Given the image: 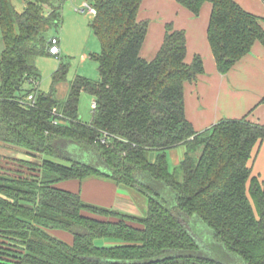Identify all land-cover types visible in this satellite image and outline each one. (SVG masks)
<instances>
[{
  "label": "trees",
  "instance_id": "1",
  "mask_svg": "<svg viewBox=\"0 0 264 264\" xmlns=\"http://www.w3.org/2000/svg\"><path fill=\"white\" fill-rule=\"evenodd\" d=\"M24 1L18 12L13 0H0V144L32 157H0V264H264V187L249 165L264 126L244 118L194 129L185 84L204 64L199 55L186 63L185 32L167 25L146 61L143 0H95L100 79L78 76L61 103L56 87L69 66L43 93L31 62L53 56L48 34L62 25L61 0ZM176 1L195 17L212 5L208 41L221 74L264 44V19L236 0ZM83 92L96 103L90 123L79 114ZM181 146L187 153L172 170L167 154ZM92 178L146 197L147 215L94 206L58 187Z\"/></svg>",
  "mask_w": 264,
  "mask_h": 264
},
{
  "label": "crops",
  "instance_id": "2",
  "mask_svg": "<svg viewBox=\"0 0 264 264\" xmlns=\"http://www.w3.org/2000/svg\"><path fill=\"white\" fill-rule=\"evenodd\" d=\"M236 2L245 11L264 19V0ZM211 13L210 3L205 4L200 15L195 17L176 0H143L138 20L148 21L149 29L140 55L146 61L156 58L163 45L167 25L184 31L187 40L186 63L190 65L194 57L199 55L204 64V74L196 82L185 84L186 118L194 129L200 133L223 120L244 118L264 126V44H254L251 52L230 72L221 74L208 41ZM0 149L6 153H15V156L4 154L1 158L32 160L31 156L20 149L3 144H0ZM186 153L185 146L169 151L167 157L170 168L171 163L173 166L179 165ZM249 165L253 177L264 187V140L256 145ZM58 187L79 194L84 202L94 206L133 216L140 214L135 193L119 188L108 180H69L60 182ZM53 234L69 244L73 242V237L68 233L54 231Z\"/></svg>",
  "mask_w": 264,
  "mask_h": 264
},
{
  "label": "rangeland",
  "instance_id": "3",
  "mask_svg": "<svg viewBox=\"0 0 264 264\" xmlns=\"http://www.w3.org/2000/svg\"><path fill=\"white\" fill-rule=\"evenodd\" d=\"M62 3V25L58 29L52 30L48 36L59 39L60 54L55 56H40L33 58L31 62L40 72V82L38 90L43 93H49L53 86V76L61 64L69 66V72L66 80L56 87V98L64 103L69 95L72 82L78 77H85L92 81L100 79L99 64L92 59V55L101 53V43L92 31L90 25L94 16L84 10L85 4L94 6L95 0H61ZM13 5L18 12L25 8L24 0H13ZM84 10V11H83ZM3 50V43L0 36V55ZM1 87V82H0ZM34 86L28 84L25 89H32ZM94 97L83 92L80 97L79 114L85 123H90L93 118ZM15 156L14 152L6 153L0 149V156ZM156 154H150V161L155 162ZM173 166L171 169L178 167ZM136 202L140 207L138 217L147 215V198L141 194L135 193Z\"/></svg>",
  "mask_w": 264,
  "mask_h": 264
},
{
  "label": "built area",
  "instance_id": "4",
  "mask_svg": "<svg viewBox=\"0 0 264 264\" xmlns=\"http://www.w3.org/2000/svg\"><path fill=\"white\" fill-rule=\"evenodd\" d=\"M88 8V12L93 15L96 16L97 11L93 6H88L87 4H85V8L84 10H86ZM83 10V11H84ZM49 53L53 56H58L60 54V48H59V39L56 37H52L50 40V48H49ZM30 100H33V97L29 98ZM96 107V103L94 102L93 104V109Z\"/></svg>",
  "mask_w": 264,
  "mask_h": 264
}]
</instances>
